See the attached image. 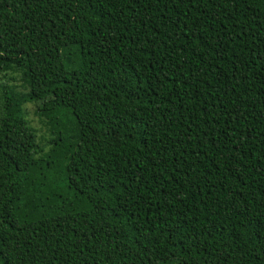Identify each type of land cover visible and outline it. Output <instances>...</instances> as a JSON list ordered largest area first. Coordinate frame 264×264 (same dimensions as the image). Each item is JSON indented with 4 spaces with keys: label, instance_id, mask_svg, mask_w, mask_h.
Masks as SVG:
<instances>
[{
    "label": "trees",
    "instance_id": "16d2710c",
    "mask_svg": "<svg viewBox=\"0 0 264 264\" xmlns=\"http://www.w3.org/2000/svg\"><path fill=\"white\" fill-rule=\"evenodd\" d=\"M12 68L0 264H264V0H0Z\"/></svg>",
    "mask_w": 264,
    "mask_h": 264
},
{
    "label": "rangeland",
    "instance_id": "374dc122",
    "mask_svg": "<svg viewBox=\"0 0 264 264\" xmlns=\"http://www.w3.org/2000/svg\"><path fill=\"white\" fill-rule=\"evenodd\" d=\"M0 84L6 87H13L16 91H22L20 88L19 69L12 68L9 71L0 70ZM25 117L29 121L30 126L35 131V136L38 140H44L46 135V127L42 123V119L35 114L33 105L25 106Z\"/></svg>",
    "mask_w": 264,
    "mask_h": 264
}]
</instances>
